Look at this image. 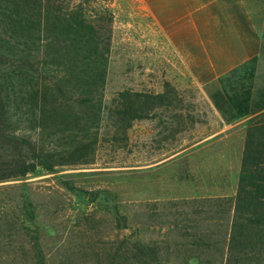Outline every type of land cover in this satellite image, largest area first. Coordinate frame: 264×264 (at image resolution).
<instances>
[{
    "label": "rangeland",
    "instance_id": "1",
    "mask_svg": "<svg viewBox=\"0 0 264 264\" xmlns=\"http://www.w3.org/2000/svg\"><path fill=\"white\" fill-rule=\"evenodd\" d=\"M52 1L62 8L81 1L103 35L109 28L106 105L111 108L124 90L153 95L155 107L129 122L126 139L120 132L111 139V124L100 128L92 164L53 171L37 166L23 177L0 180V264H180L182 256L194 264L218 256L221 224L211 226L206 201L190 198L229 189L225 164L204 160L206 149L229 153L231 142L223 139L232 138L240 163L248 115L225 120L209 94L218 91L227 107L249 85H264V0H192V13L163 16L160 30L153 0ZM161 3L168 8L176 2ZM183 40L195 74L222 68L244 50L255 52L190 83L177 78L187 70L171 48ZM203 135L221 140L151 167L150 158ZM210 231L219 238L212 247L206 246Z\"/></svg>",
    "mask_w": 264,
    "mask_h": 264
},
{
    "label": "trees",
    "instance_id": "2",
    "mask_svg": "<svg viewBox=\"0 0 264 264\" xmlns=\"http://www.w3.org/2000/svg\"><path fill=\"white\" fill-rule=\"evenodd\" d=\"M57 2L0 0V56L13 58L0 60V180L37 166L92 164L100 128L111 124V139L117 132L126 139L129 122L155 107L153 95L124 90L106 105L109 28L103 35L81 1L68 8ZM209 97L225 120L248 117L234 196L208 200L211 226L221 224L222 249L194 264H264V85H249L227 107L218 91ZM214 234L206 246L218 241ZM177 259L190 264L189 256Z\"/></svg>",
    "mask_w": 264,
    "mask_h": 264
},
{
    "label": "crops",
    "instance_id": "3",
    "mask_svg": "<svg viewBox=\"0 0 264 264\" xmlns=\"http://www.w3.org/2000/svg\"><path fill=\"white\" fill-rule=\"evenodd\" d=\"M145 1H152V0H145ZM155 3L153 5V16L155 17V22H157L159 30L161 29V18L163 16H170V15H185L188 16L192 9V0H170L171 2H176L173 5H170L168 8L166 6L162 5V1L164 0H153ZM190 12V13H188ZM188 47H189V43L188 40H183V41H177V42H171V48H175L177 49L178 53L183 57V62H184V67L187 70V73H182L180 76L178 77H183L185 80H188V77L190 79V83H193L194 79L196 78V81L198 83H202L205 80L211 78L213 75H215L216 73L222 71L225 67H229L231 66L233 63H235L236 61L252 54L255 52V49H251L250 50H244L242 54H240V56L232 59L229 61V63H227L225 66H223L222 68H213L209 71L206 72H199L197 74H195L193 72V68H192V56L191 53L188 51ZM246 49H248L247 47H245ZM244 48V49H245ZM189 70V72H188ZM188 73L190 74L188 76ZM143 91H147V89L143 90ZM160 90H155L153 94H159L161 92H159ZM218 139H220L219 137H214V136H210L209 135H203V136H191L189 138V141L186 143L185 146H181L178 149H175V151L163 156V157H152L150 158V162H151V167L153 166V168L159 164V163H164L167 160L176 157L177 155H179L180 153H182L184 150L186 149H194V148H200V147H205L206 145H208L209 143H215L217 141H219ZM223 139V138H222ZM221 140V139H220ZM223 141L226 143L227 141L231 142V145L233 150L229 153L226 154H215L212 151H210L209 149H206V152L204 154V160L208 159V158H217L218 161L223 162L226 166V170H227V175H228V179H229V189L227 190H206V191H199L196 192L194 196H191L190 199L192 200H200L201 201H206L207 207H209L208 209H210V202L208 201L211 198H221V197H225L227 199H232V197L234 196L235 193V189H236V181H237V175H238V170H239V165L238 163H236V160H238L239 156H240V151L239 148L236 152V147L235 146V142L234 139H223ZM237 141V145H238ZM233 160V162L231 163L230 161ZM240 164V163H239ZM141 167H145V163L144 165H140Z\"/></svg>",
    "mask_w": 264,
    "mask_h": 264
}]
</instances>
